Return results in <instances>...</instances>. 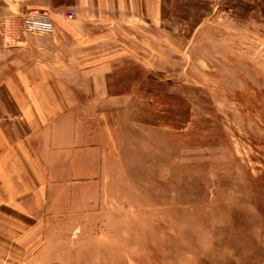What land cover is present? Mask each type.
I'll return each instance as SVG.
<instances>
[{
    "label": "rangeland",
    "instance_id": "obj_1",
    "mask_svg": "<svg viewBox=\"0 0 264 264\" xmlns=\"http://www.w3.org/2000/svg\"><path fill=\"white\" fill-rule=\"evenodd\" d=\"M170 13L117 27L110 77L134 94L114 113L105 195L60 221L42 264H264V0Z\"/></svg>",
    "mask_w": 264,
    "mask_h": 264
},
{
    "label": "crops",
    "instance_id": "obj_2",
    "mask_svg": "<svg viewBox=\"0 0 264 264\" xmlns=\"http://www.w3.org/2000/svg\"><path fill=\"white\" fill-rule=\"evenodd\" d=\"M33 8L53 35L20 33ZM170 11L171 0H0V264H42L60 221L104 197L114 113L134 94L110 77L123 54L107 51L124 42L120 25L161 26Z\"/></svg>",
    "mask_w": 264,
    "mask_h": 264
},
{
    "label": "built area",
    "instance_id": "obj_3",
    "mask_svg": "<svg viewBox=\"0 0 264 264\" xmlns=\"http://www.w3.org/2000/svg\"><path fill=\"white\" fill-rule=\"evenodd\" d=\"M66 17L72 19L74 14L69 13ZM19 21L20 33L24 36L27 34L32 36L53 35L56 31L52 17L44 9L29 10L27 13L21 14Z\"/></svg>",
    "mask_w": 264,
    "mask_h": 264
},
{
    "label": "trees",
    "instance_id": "obj_4",
    "mask_svg": "<svg viewBox=\"0 0 264 264\" xmlns=\"http://www.w3.org/2000/svg\"><path fill=\"white\" fill-rule=\"evenodd\" d=\"M160 120V119H159Z\"/></svg>",
    "mask_w": 264,
    "mask_h": 264
}]
</instances>
